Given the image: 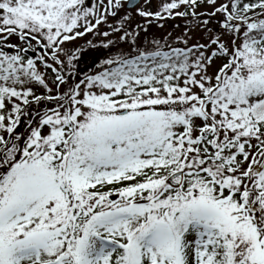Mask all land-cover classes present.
I'll return each mask as SVG.
<instances>
[{
	"label": "snow or ice",
	"instance_id": "obj_1",
	"mask_svg": "<svg viewBox=\"0 0 264 264\" xmlns=\"http://www.w3.org/2000/svg\"><path fill=\"white\" fill-rule=\"evenodd\" d=\"M0 264H264V0H0Z\"/></svg>",
	"mask_w": 264,
	"mask_h": 264
},
{
	"label": "rangeland",
	"instance_id": "obj_2",
	"mask_svg": "<svg viewBox=\"0 0 264 264\" xmlns=\"http://www.w3.org/2000/svg\"><path fill=\"white\" fill-rule=\"evenodd\" d=\"M101 30H103V29H101ZM101 39H103V37H97V38H95L94 43H98L99 40H101ZM81 44H83V41H80V42L77 44V46H80ZM84 47H85V51L83 52L84 54L91 53L92 51L95 50V49H93V48H89V47H87L86 45H84ZM83 53H82V54H83Z\"/></svg>",
	"mask_w": 264,
	"mask_h": 264
}]
</instances>
